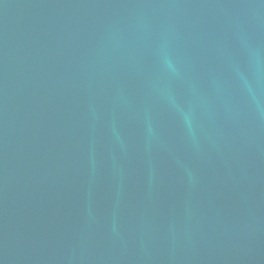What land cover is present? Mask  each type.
<instances>
[{
  "label": "water",
  "instance_id": "water-1",
  "mask_svg": "<svg viewBox=\"0 0 264 264\" xmlns=\"http://www.w3.org/2000/svg\"><path fill=\"white\" fill-rule=\"evenodd\" d=\"M0 264H264V0H0Z\"/></svg>",
  "mask_w": 264,
  "mask_h": 264
}]
</instances>
